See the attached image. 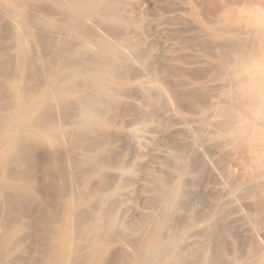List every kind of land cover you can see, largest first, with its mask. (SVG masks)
Returning a JSON list of instances; mask_svg holds the SVG:
<instances>
[{
    "label": "rangeland",
    "instance_id": "374dc122",
    "mask_svg": "<svg viewBox=\"0 0 264 264\" xmlns=\"http://www.w3.org/2000/svg\"><path fill=\"white\" fill-rule=\"evenodd\" d=\"M114 1H116V3ZM114 1L115 11L113 12V14H115L114 17L116 21L111 20L110 13L108 11H102V15L99 21L96 23V25L93 24V27L91 23L89 31L91 30L90 32L95 33L96 36L99 37L101 36L107 39L111 38L112 40L116 38L114 40V43L121 41L124 42L125 47L127 48L128 46L127 49L131 53L128 52L130 53L128 55L129 58L127 57L128 59H126L125 57V61H121L120 59V66L118 68L119 71L117 69V71H114L113 75L102 76V78L104 79V85L108 87V90L109 87H113V84L114 88H111L108 93L103 94L106 103L104 102L100 106L101 109L98 110H103L102 113L104 115H102V113L100 114L99 112L100 118L102 116L101 120H90V128H80L77 124L73 125V123H71L72 120H69L71 118L73 119V117L76 116V113L78 111L77 104H75L77 107H74V102L71 101L69 103L70 106L67 107H61V104L58 105V107L56 108H58L59 110L60 107H64V109H61L62 112L58 109L56 110L55 108L53 109V112L51 111L52 114H50L51 112L48 114L47 111L45 115H53L55 114V112L58 113V111L61 112L58 113V116L57 113L55 114L56 117L53 116L55 120L58 119L57 117H59V119L56 120L57 122L59 120H62L61 118L63 116H68L66 118L67 120H65V117H63L62 122L64 123L65 121H67L73 127L66 123L68 125L67 126L61 121H59L58 123H62V126H66H63L65 128L66 135L64 138H62L61 144L64 147L63 144L66 142L65 145L68 144V146L62 148L71 152L67 151L68 154L64 155V150L62 148H59L61 144H59V146L56 145V149H59V151L63 153L64 157L60 158L61 160L59 159L58 162H56L57 160L53 162L51 158H53L52 153L54 151L52 150H55V147H51V145L42 141V144L40 143V141L38 142L41 145L39 144L38 146H35L38 144L37 142H34L33 140H27L29 144L31 143V145H29V148H31L32 151H36L34 157H32L29 161L25 160L29 163L25 165V161L21 163L12 161V166H10V164L6 170L0 171V179L2 178L3 181L5 180L8 184L4 185L0 183V258L2 259H0V264H88L89 262H91L89 264H93V262H95L94 264H202V260L206 258L207 254L211 255L214 252L223 254L229 262H235L240 258L241 261H239L240 264H242V261L245 262V256L247 257L248 254V256L251 255L250 251H253V257L255 258H251L252 260L250 259L251 261H249L248 258L250 257H247V263L245 262L243 264H253L256 260L260 259L258 257L261 254L264 255V234H262V232L264 233V231H261L258 225L256 226L257 223H254V225L252 222L257 221L259 219L258 216L254 215L255 213H253L252 210L251 213L248 208H245L244 205H241L240 200H237L236 203V198H234L233 196L231 197L230 195L234 189L233 187L236 188L238 185L237 178L235 177V182L234 178L232 179V176L234 177V175L230 176L226 173L225 169L229 168V166L232 164L229 160L230 156L226 155V151L229 148L225 147L222 144V141H220L218 134H216L215 132L217 131L218 133L217 125L224 121V110L220 107H222L221 103L225 98L223 99V92H221L223 91V89L220 88H224V84L229 85L230 83L227 75V70L228 72L229 70H231V72H229V74H231L232 71L236 70L239 64H244V62H246L245 65L248 63L247 65L251 66L252 68L264 64V60L262 59L264 58V51L261 47H259L258 44L256 45L251 38L254 19L253 16H250L251 13L249 11V8L247 10V6L250 7L251 5H253L251 7L255 9L254 12H262V10H264V0ZM24 2L26 3L27 15L30 14L28 16L29 18H40L41 15L44 17V15H47V13H51L47 16L51 17L54 14L53 16L57 20L58 16L59 20H66V18H62L66 17L63 14L64 12L62 11V9L47 0H24ZM242 7H244L246 11L240 14L242 9H239ZM251 7L250 9H252ZM230 10L232 11L230 12ZM223 11L226 13L224 14ZM33 13L35 15H33ZM103 14L105 16V19H103ZM13 15H15L13 6L4 0H0V85L1 79L3 78L2 75H4L5 77L6 72L10 71L12 67L14 68L15 65V63L14 65H12L13 61H15L13 31L17 26L16 24L21 23V17H19L18 15ZM106 17H108V19ZM224 17H229L227 19L228 21H224ZM223 22H225V24L229 22L230 24L228 23L225 25ZM98 23L102 24L99 25ZM247 26H249L251 30L247 28ZM113 27L116 29H114ZM35 28H37L36 30L40 32L42 26L36 25ZM216 31H219L220 33ZM228 32L229 35L231 34V36L226 35V33ZM44 33L46 35L48 32ZM120 35L124 36L120 37ZM244 35L247 37L246 40H251L246 41ZM78 39L80 40L82 39V37L76 39L75 36L74 40L79 41ZM240 39H242V41ZM225 40L226 42H231V44L233 42L234 44L228 45ZM240 41L243 42L244 45L247 44V42H251L250 44L253 43L254 46L256 45L255 47L253 45L251 47L253 48L251 49L252 51L255 49L253 51L255 54H247L248 50L245 51L244 48L246 47L249 49L250 44H247V46L245 45V47H241L243 43H240ZM183 42H185L186 44ZM206 45L208 47H206ZM233 45H235L236 47ZM39 47L36 48L38 52L34 51L36 55L38 54L37 56H39L40 52L41 54H43L41 48ZM224 47L226 49H223ZM96 50L97 49L95 47L90 46V52L88 54H91L93 56L94 51ZM251 50L249 49V51ZM230 51H232V54L230 53ZM241 51L242 53H244H240ZM132 52L136 53L132 54ZM234 52H236L237 56L234 54ZM138 53H140V55L142 54L143 57L141 59V56ZM41 54L40 57L43 58ZM252 55L254 56V58H252ZM256 55L259 56L256 57ZM37 56L35 57L34 55L35 65L40 61H42L41 63L44 64V60H41V58H38ZM132 56L135 58H133ZM223 56L228 57V61H225ZM244 56H249L251 58L248 57L250 59L249 60L247 57L244 58ZM130 57L133 58V60ZM258 57L262 59L263 63H261V59H258ZM92 58L90 56L91 60ZM159 58H162V60ZM123 59L124 58H122V60ZM128 60L131 62V64ZM221 60L222 62H220ZM223 62H229V68L228 66H225L226 64ZM234 63H237L238 65H235ZM232 65L234 66V69H232ZM36 67L39 68V66L37 65ZM7 68L10 69L6 70ZM151 71L153 73H151L152 77L150 74H148ZM125 74L126 77H123L122 75L125 76ZM131 75H134V77H132ZM131 78L133 80L128 81ZM146 79H148L149 81ZM157 79H159L160 83L157 82ZM223 79L225 83H223ZM155 81L157 82L156 87ZM116 82L117 84L115 85ZM82 84L83 82H81L80 85ZM120 86L121 90L119 91L121 93L119 94V96V92L116 93L118 89L116 91L113 90H115L116 88L120 89ZM2 89L3 88L0 89V96H2V98H0L2 99V101H0V105L3 106H0V108L2 107L0 109V115L2 112L5 118V115L7 117L8 113L5 112V110L7 109V103L2 102L9 101L8 104H11V98L9 97L11 92L4 91L5 93L8 92L9 95L6 93V97H4L5 101H3V96L5 93L2 91ZM216 89H219L221 91L218 92ZM84 91L87 92L84 93L85 95H88L89 93L91 94L92 92L91 89H87L85 87ZM111 91L114 92L116 96L113 93H110ZM216 91L218 92V97ZM2 93L4 94L2 95ZM196 93L199 96H204V99L203 97L200 98L199 96H196ZM188 95L190 96L189 98ZM220 96L222 99L220 98ZM197 98H199L201 102H199ZM218 98L222 100L221 103H219V101L217 100ZM106 99L110 100V102H112L114 105L108 102ZM193 99L194 102L198 101L199 104H203L199 105L198 102L193 103ZM216 100L218 101L220 107L218 103L216 107L214 106L217 102ZM212 101L216 102L212 104ZM71 104L73 105V107ZM207 104L209 105L208 107ZM211 105L213 106V108ZM70 107L72 111L70 110ZM217 107H219L218 111H215L217 110ZM73 108L74 110H76L75 112ZM67 110L68 112H66ZM69 112L72 117H70ZM206 114H208V116ZM205 116L209 117L210 121L206 117L207 119L204 120H207V123L205 124H207L208 126L203 127L205 125V121L203 120ZM0 120L4 121L3 117H0ZM106 120L107 123H105ZM211 120L215 121L216 123L218 122V124H216V126L214 127L215 122L211 123ZM0 124H2V122H0ZM4 126L5 124L0 125V144L2 143ZM201 126L202 128H200ZM212 128L214 130L216 128V130L213 131ZM73 129H75V131ZM195 129L199 132V134ZM96 131L97 133H95ZM70 136L72 139H70ZM196 136H198V138L201 137L199 138L201 141ZM79 137L81 138L79 139ZM89 138L91 139V141L87 140ZM191 138L194 141H192ZM81 139H83L84 141H82ZM190 140L191 143H189ZM122 141L124 142V144ZM91 142L95 143H92L91 145ZM97 142L99 143V146L97 145ZM194 142L197 146L196 148L199 151L198 152L195 148L197 153L196 155L199 158H197V163H199V168L201 167L204 169H202L204 172L200 171V173L199 168L196 167L197 169H194L196 173L194 172L195 174L192 173L189 176L191 184L189 183L190 185L188 186L191 187H186V193H188V196L184 193L183 197L180 199L181 201L178 200V204L181 207L179 206L178 209L173 211L175 213L158 209V204L156 205L158 208H156L155 204L156 202L159 203L158 200H160V197L158 195V192H160V189H158V187L160 188V185L158 183L156 184L155 182L158 181L159 178H165V173L166 175L170 173L169 176L174 177V175L171 173V168L172 166H174L175 162L170 150L174 152L173 149L183 147L184 145H193ZM200 142L201 144H199ZM183 143L186 144L183 145ZM213 143H218L217 150L215 149V144L212 145ZM219 143L220 145L222 144L221 147L219 146L220 148H223L221 150L218 147ZM32 144L34 147L32 146ZM43 144L46 146H44ZM76 144H78L77 148L81 147V149H77ZM200 145L203 148H200ZM90 146L93 147L90 148ZM94 146L96 147V149ZM206 146L211 147L207 148ZM211 148H213L214 154L213 151H211ZM49 149H51L52 153ZM204 149H209V152H204ZM222 150L225 151L224 154ZM89 151L90 153L93 151V153H87ZM28 152L29 151H27L26 155L29 154ZM228 152L229 151H227V153ZM221 153L223 155H221ZM88 155L90 160L88 159ZM224 155L225 157H223ZM27 156H25V158H27ZM217 157H221V159L218 158L221 162L216 159ZM214 159H216L219 163ZM226 159L228 160L227 162H225ZM77 160H79V162H77ZM80 160L83 162H81ZM170 160H172L171 163ZM165 161V164L162 163ZM167 161L169 163H167ZM228 162H230L231 164ZM30 163H32L31 166ZM216 163L218 164L216 165ZM227 163L230 165H228ZM169 164L171 165V167ZM28 165L30 168H33L32 172V168L30 170ZM223 165L226 166L224 167L225 169L223 168ZM162 166H164V168ZM221 167L223 170L218 169ZM11 172H13L12 175ZM6 175L8 177H5ZM81 175L82 177L83 175H86V177L84 176L82 178ZM222 175H224L226 178H223ZM154 177L156 179H152ZM168 177L165 179L169 180L173 178ZM230 177L232 180L230 179ZM28 180L35 183H30ZM153 180L156 181L153 182ZM221 181L223 182L221 183ZM224 182L225 184L229 183V186L225 187L227 186V184L225 185ZM174 183L179 187H181L182 185L181 182L178 183L176 179H173V184ZM222 184L225 188H222ZM12 186H15L16 188H12ZM28 186L34 187L35 191H29L27 188ZM166 195L168 196V192ZM225 196H227L228 198ZM66 197L72 198L74 202L73 215H77L78 217L75 216L74 219L73 216L72 224L75 226L73 227V230L78 227V233L75 229L73 233H71L73 235L70 234L67 240H63V236L60 230L63 226V220L65 218L64 215L67 211ZM230 198H232L231 203L229 201ZM233 199L235 200V204L239 205V208L242 206L239 211L238 208L234 209L238 212H235L233 210L234 207L232 206L235 205L232 204V201H234ZM184 200L185 202H183ZM228 201L230 205L232 204L231 206L227 205ZM182 202L185 204L182 205ZM152 203H154L153 208L151 206ZM216 205L217 207H215ZM228 208H231L232 210ZM210 209L213 212L216 210L218 211H216L217 213L215 212V219H213L215 220V223L213 220H208L206 222L204 219V215H206L205 218L207 217V219H209L210 213H212ZM208 210H210L211 212ZM224 210L225 212H227V214L229 211H231L230 214L233 216L230 217V214L229 216L227 214L225 215ZM232 212L235 214H233ZM151 213H155L154 215L158 217H154V215H152ZM150 215L152 217H150ZM224 215L225 217H228L225 218L223 217ZM184 217H186L187 219H183ZM256 217L257 220H254L256 219ZM219 218L221 220H219ZM203 219L205 222L203 221ZM78 220L79 222H76ZM190 221H193L192 223L194 225ZM211 221H213L214 223L213 225H211L213 229L215 228L214 230L212 228H209V224L212 223ZM74 222H76V224ZM186 222H188L189 224ZM182 223H186L187 225L185 226ZM77 224L79 225L77 226ZM179 224L182 226L180 227ZM170 228L172 229V232L175 233H169L171 231ZM167 229L169 230L168 232ZM176 229L179 230L177 231ZM81 230L83 231V233ZM103 230L109 231H107V233ZM158 230L160 233H157ZM221 230H227L226 232L228 233V235L225 234L226 232L224 233L222 231L225 234L223 236ZM256 230H258L260 233ZM186 232L188 235L186 234ZM96 233L100 235L101 238L100 236H97ZM218 233L222 234L221 238H219L220 236H218ZM92 236L93 238H95L93 239ZM164 236L167 237L164 238ZM99 238L102 239V241ZM179 239H182L181 242H178L180 241ZM62 240L65 242H62ZM215 240H217V242ZM62 243H65V245ZM179 243L182 244L179 245ZM209 244L211 246H209ZM204 245H206L208 253H205L206 248ZM160 246L164 247V250L162 248V250L159 251L161 253L157 254L156 259H154L155 261L153 260L151 262L150 259L146 260L148 254L147 252L150 249H159ZM174 247L175 249L179 248L177 249L178 255ZM256 247L258 249L261 248L259 249L260 252L259 250H255L257 249ZM202 248H204V250ZM250 248L254 250H251ZM63 251L68 255L62 256ZM167 252L168 254H166ZM169 252L172 254H170ZM257 253H259L260 255ZM181 255L183 257H181ZM176 257L179 258L177 259ZM239 261L237 262L239 263Z\"/></svg>",
    "mask_w": 264,
    "mask_h": 264
},
{
    "label": "bare ground",
    "instance_id": "6f19581e",
    "mask_svg": "<svg viewBox=\"0 0 264 264\" xmlns=\"http://www.w3.org/2000/svg\"><path fill=\"white\" fill-rule=\"evenodd\" d=\"M6 1L7 3L11 4L13 6V11L15 13V15H18L20 18V24H16L17 26L15 27L13 33H14V47H15V58L13 61V64L15 63L14 65V68L10 69V71H5L6 72V78L4 77V75H2V79H1V88L2 91H9L11 92V94L9 95L8 92H6L9 97L11 98L10 102L11 104H8L9 101L7 102H2V103H7L6 104V109L5 112H8L7 113V117L5 115V118H4V115L2 114L1 112V115L0 117H3L4 121L3 120H0V122H2V124L0 125H4V129H3V135H2V143L0 144V171H4L7 169V167L11 164L12 161H15L16 163H21L25 160L29 161L32 157H34L36 151H32L31 148H29V145H31V143L29 144L27 142V140H33L34 142H39L42 144V142L44 143H47L49 145H51V147H55L54 149L55 150H52L54 151L53 153L51 152V149L50 152L52 153V161H56L58 162L60 158L64 157V155L68 154V152H71V151H68V150H64L63 148L67 145L66 142L63 144L64 147L62 146L61 144V140L62 138L65 137L66 135V131H65V128L66 127L65 125H67L66 123H68L67 121H65V125L62 126V121H63V117H65L64 119L67 120L66 116H63L61 119L62 120H59L61 121L59 124L56 120L59 119V117H57L58 119H54L53 116H55V114L57 112H55V114L53 115H48L51 111L53 112V109H55L56 107H58V105H60L61 107L62 106H70L69 103L71 101L74 102V107L76 106L75 104H77L78 106V111L76 113V116L73 117V119H69V120H72L71 123L74 124H77L78 127L80 128H90L89 127V121L90 120H94V119H99L101 120L100 118V114L102 113L103 110L101 111H98L100 110V106L105 102V98L103 97V94H106L108 93L109 90H111V88L113 89L114 88V84H113V87H109V90H108V87L106 85H104V79L102 78V76H105V75H113L114 71H117V69L119 68L120 64H119V61L121 59V61H125V57L126 59H128V55L131 53L127 48L125 47L124 45V42H122L120 39L121 42H115L114 43V40H112L111 38L110 39H107L105 37H99V36H96L95 33H92L89 31L90 27H91V23H92V27H93V24L96 25V23L99 21L101 15H102V11H105V12H109L110 13V16H111V20L113 21H116L113 12L115 11V3L116 1L112 0H47L49 1L50 3L56 5V6H59L62 11V12L66 17H62V18H66V20H59V16H58V20L52 15L51 17L50 16H47L51 13H47V15H44V17L41 15V17L39 18H33V17H28L29 15H27L26 13V3L24 2V0H4ZM115 3H114V2ZM179 1V0H178ZM199 1V0H197ZM256 1V0H255ZM121 2V0H120ZM171 3V2H170ZM29 4V3H27ZM37 4V3H36ZM35 4V5H36ZM250 4V2H249ZM38 5V4H37ZM243 5V4H242ZM257 5V4H256ZM180 6V5H179ZM218 6V5H217ZM247 6V4H246ZM253 6V5H251ZM250 6V7H251ZM245 7V6H244ZM244 7L240 8L239 10L242 9V11L240 12L243 13L245 12L246 10L244 9ZM249 6H247V10L249 8V11H250V16L252 17L253 16V19H254V25L252 26V39L253 41L255 42V44L259 45V47H261L264 51V10H262V12H259L257 11L254 12L255 9H250ZM261 7V6H260ZM237 8V7H236ZM264 8V7H263ZM40 9V8H39ZM53 9V8H52ZM121 9V8H120ZM140 9V8H139ZM167 9V8H166ZM238 9V8H237ZM118 10H119V7H118ZM173 10V9H172ZM235 10V9H234ZM253 10V11H252ZM28 11V10H27ZM55 11V10H54ZM220 11V10H219ZM232 10H230L231 12ZM237 11V10H236ZM12 12V11H11ZM47 12V11H46ZM224 12V11H223ZM167 13V12H166ZM226 12H224L225 14ZM249 13V12H247ZM46 14V13H45ZM105 14V13H104ZM103 14V16H104ZM223 14V15H224ZM13 15V16H15ZM33 15H35L33 13ZM39 15V14H38ZM151 15V14H150ZM248 15V14H247ZM46 16V17H45ZM61 16V15H60ZM102 16V17H103ZM107 16V15H106ZM227 16V14H226ZM249 16V15H248ZM54 17V18H53ZM117 17V16H116ZM232 17V16H231ZM108 19V17H106ZM229 18V17H228ZM228 18L224 17V21H226ZM17 19V18H16ZM105 19V16L104 18ZM241 19V18H240ZM219 20V19H218ZM221 20V19H220ZM231 20V19H230ZM19 21V20H18ZM106 21H109V20H106ZM228 21V20H227ZM230 22V21H229ZM228 22V23H229ZM240 22V21H238ZM128 23V22H127ZM209 23V22H208ZM216 23V22H215ZM225 24V22H223ZM226 23V24H228ZM99 24V23H98ZM102 24V23H101ZM99 24V25H101ZM225 24V25H226ZM230 24V23H229ZM15 25V24H14ZM36 25H41L42 26V31L40 30L37 31L35 28ZM98 25V26H99ZM163 25V24H162ZM173 26V25H172ZM178 26V25H177ZM223 26V25H222ZM236 26V25H235ZM40 27V26H39ZM8 28V27H7ZM6 28V29H7ZM110 28V27H109ZM112 28V27H111ZM114 28V27H113ZM247 28H249V26H247ZM101 29V28H100ZM116 29V28H114ZM177 29V28H176ZM251 30V28H249ZM93 30V29H92ZM105 30V29H104ZM184 30V29H183ZM217 30V29H216ZM111 31V30H110ZM44 32H48L46 35ZM108 32V31H107ZM182 32V31H181ZM216 32H219V31H216ZM222 32V31H221ZM242 32V31H241ZM177 33V32H176ZM220 33V32H219ZM223 33V32H222ZM237 33V32H236ZM248 33V32H247ZM250 33V32H249ZM233 34V33H232ZM239 34V33H238ZM13 35V34H12ZM59 35V36H58ZM98 35V34H97ZM115 35V34H114ZM179 35V34H178ZM226 35H229V32L226 33ZM236 35V34H234ZM76 36V39L79 38V37H82V39H78L79 41H75L74 38ZM78 36V37H77ZM113 36V35H112ZM121 36H124V35H120ZM231 36V34L229 35ZM245 36V35H244ZM175 37V36H174ZM191 37V36H190ZM196 37V36H195ZM226 37V36H225ZM109 38V37H108ZM197 38V37H196ZM246 36H245V40H246ZM249 38V37H248ZM4 39V38H3ZM118 39V38H117ZM122 39V38H121ZM186 39V38H185ZM198 39V38H197ZM237 39V38H235ZM244 39V38H243ZM10 40V39H9ZM118 40V41H119ZM179 40V39H178ZM242 41V39H240ZM251 40V39H250ZM249 39L246 40V41H250ZM7 41V40H6ZM117 41V40H116ZM224 41V40H223ZM240 43H243L241 42ZM244 41V40H243ZM126 42V41H125ZM202 42V41H201ZM205 42V41H204ZM203 42V44H204ZM226 42V40H225ZM235 42V41H234ZM12 43V44H13ZM185 43V42H183ZM221 43V42H220ZM228 45H232L234 44L232 42L229 43V42H226ZM236 43V42H235ZM239 43V45H240ZM251 42H247V44H250ZM93 44V45H91ZM186 44V43H185ZM192 44V43H191ZM208 44V43H207ZM247 44H245L247 46ZM40 47H39V46ZM95 45V46H94ZM131 45V43H130ZM140 45V44H139ZM243 45V46H242ZM241 45V47H245L244 43ZM253 45L250 44V50L253 49L251 48ZM255 45V46H256ZM41 48L42 50V53L40 52V54L43 56V58L40 57V54L39 56H37L34 51H37V47ZM90 46L92 47H95L97 50L94 51V54L93 56L91 54H88L90 52ZM189 46V44H188ZM220 46V45H219ZM235 46V45H233ZM232 46V47H233ZM249 46V45H248ZM254 46V45H253ZM254 46V47H255ZM206 47H208L206 45ZM236 47V46H235ZM128 50H126V49ZM36 49V50H35ZM94 49V48H93ZM189 49V48H188ZM223 49H226L225 47ZM237 49V48H236ZM245 51L248 50L247 54H255L253 51L255 50H251L249 51L248 48H244ZM95 50V49H94ZM126 50V51H124ZM241 50V48H240ZM214 51V50H213ZM224 51V50H223ZM38 52V51H37ZM36 52V53H37ZM128 53L127 55L125 54ZM137 52V51H136ZM134 52V53H136ZM251 52V53H249ZM132 52V54H134ZM142 53V52H141ZM219 53V52H218ZM226 53V52H225ZM230 53L232 54V51H230ZM229 53V54H230ZM242 53V51L240 52ZM244 53V52H243ZM242 53V54H243ZM246 53V52H245ZM258 53V52H257ZM89 56H88V55ZM131 54V55H132ZM140 55V53H138ZM224 54V53H223ZM221 54V55H223ZM234 54L236 55V52H234ZM240 54V55H242ZM262 54V53H261ZM264 54V53H263ZM34 55L35 57L37 56L38 58H41V60H44V64L41 63L42 61H40L39 63H37L36 65L39 66V68L36 67L35 65V62H34ZM130 55V56H131ZM138 55V56H139ZM220 55V54H219ZM239 55V56H240ZM245 55V54H244ZM249 55V56H250ZM13 56V57H14ZM90 56L92 58V60L90 59ZM134 56V55H133ZM132 56V57H133ZM141 56V57H140ZM140 59L143 57L142 54L140 55ZM237 56V55H236ZM248 56V57H249ZM253 56V55H252ZM259 56V55H256V57ZM89 57V58H88ZM128 57V58H127ZM184 57V56H183ZM215 57V56H214ZM224 57V56H223ZM229 57V55H228ZM228 57H224V60L225 61H228L227 58ZM234 57V56H233ZM247 57V56H244V58ZM247 57V58H248ZM261 57V56H260ZM36 58V59H38ZM122 58H124L122 60ZM131 58V57H130ZM135 58V57H133ZM133 58H131L133 60ZM137 58V57H136ZM226 58V59H225ZM243 58V56H242ZM251 58V57H249ZM248 58V59H249ZM254 58V56L252 57ZM139 59V58H138ZM162 60V58H159ZM223 59V58H221ZM238 59V58H237ZM258 59H261L258 57ZM264 60V58H262ZM262 59H261V63L262 62ZM40 60V59H39ZM223 60V61H224ZM250 60V59H249ZM257 60V59H256ZM37 61V60H36ZM127 61V60H126ZM129 61V60H128ZM245 61V60H244ZM243 61V62H244ZM259 61V60H258ZM5 62V61H4ZM222 62V60L220 61ZM230 62V61H229ZM225 63L224 65L225 66H228V64L230 65V63ZM238 62V61H237ZM124 63V62H123ZM127 63V62H125ZM129 63L131 64V62L129 61ZM133 63V62H132ZM184 63V62H183ZM239 63V62H238ZM246 62H244V64H235V65H238L236 70L232 71L231 74H229V72H231V70H227V75H228V79L230 80V83L229 85H225L224 88H220V89H223V91L221 90H217L218 92L221 91L223 92V99L225 100H220L219 98L217 99L219 101V103H221V106L219 105L218 101H214L216 102L215 103V107L218 103L219 107L222 108L224 111L223 116L224 117V121L220 124H218V122L216 123L215 121L211 120L213 122H215V125L214 127L217 125V130H218V133L217 131L215 132L216 134H218V137L220 138V141H222V144L225 146V147H228L226 149H228L227 151H229L227 153L226 151V155H229V160L230 165L229 168H224L226 167L225 165H223V168L226 170V173L227 175H234V177L232 176V179L234 178V180L237 178V187H233V191L231 192V197L233 196L234 198H236V203H237V200H240V204L241 205H244L245 208H248L249 211L252 213H255L254 215L258 216V220H257V217L256 219L254 220H257V221H252L253 224L257 223L256 226L258 225V227L260 228L261 231H264V64L263 65H258L257 67H251L249 65H245ZM252 63V62H251ZM10 64V63H9ZM43 64V66H42ZM119 64V65H118ZM137 64V63H136ZM11 65V66H12ZM150 65V64H149ZM3 66V65H2ZM127 66V65H126ZM219 66V65H218ZM224 66V67H225ZM233 66V65H232ZM122 67V66H121ZM222 67V66H221ZM150 68V66H149ZM152 68V66H151ZM169 68V67H168ZM172 68V67H171ZM204 68V67H203ZM211 68V67H210ZM229 68V66H228ZM227 68V69H228ZM8 68L6 70H9ZM124 69V68H122ZM183 69V68H182ZM234 69V66L233 68ZM129 70V69H128ZM146 70V69H145ZM152 70V69H151ZM119 71V69H118ZM168 71V70H167ZM170 71V70H169ZM123 72V71H122ZM128 72V71H127ZM148 72V71H147ZM146 72V73H147ZM2 73V71H1ZM152 71L148 74L151 75ZM221 73V72H220ZM219 73V74H220ZM8 74V75H7ZM153 74V73H152ZM218 74V75H219ZM157 75V73H156ZM217 75V76H218ZM225 75V74H224ZM123 77H126V74L125 76L122 75ZM132 76V75H131ZM130 76V77H131ZM1 77V76H0ZM128 77V76H127ZM134 77V75L132 76ZM148 77V76H146ZM152 77V75H151ZM115 78V77H114ZM137 78V77H136ZM135 78V79H136ZM111 79V78H110ZM116 79V78H115ZM160 79V78H159ZM159 79H157L158 83L159 82ZM125 80V79H123ZM130 80H133L132 78L129 79L128 81ZM148 80V79H146ZM164 80V79H163ZM162 80V81H163ZM111 81V80H110ZM109 81V82H110ZM116 81V80H115ZM149 81V80H148ZM81 82H83L82 85ZM107 82V81H106ZM157 82L155 81V87L157 85ZM111 83V82H110ZM121 83V82H119ZM166 83V82H165ZM223 83L224 82V79H223ZM117 84V82L115 83V85ZM222 84V83H221ZM122 85V84H121ZM161 86V85H160ZM165 86V85H163ZM84 87L87 88V89H91L92 92L91 94L89 95H85L84 93L86 91H84ZM116 87V86H115ZM118 87V85H117ZM0 88V89H1ZM7 89V90H5ZM118 89V90H117ZM125 89V88H124ZM158 89V88H157ZM117 90V91H116ZM119 90H121V86H120V89L119 88H116L115 90L113 91H116V93H118V95L121 93ZM137 90V89H136ZM123 91V90H122ZM125 91V90H124ZM162 91V90H161ZM168 91V90H167ZM213 91V90H212ZM216 91V92H217ZM182 92V91H181ZM207 92V90H206ZM215 92V93H216ZM218 92H217V97L219 96L218 95ZM220 92V93H221ZM5 93V92H4ZM2 93V95L4 94ZM6 93L4 94L3 96V101H5L4 97H6ZM87 93V92H86ZM110 93H113L114 92H110ZM134 94V93H133ZM160 94V93H159ZM191 94V93H190ZM1 95V94H0ZM7 95V96H8ZM115 95V94H114ZM127 95V94H125ZM164 95V94H163ZM169 95V94H168ZM116 96V95H115ZM120 96V95H119ZM167 96V95H166ZM195 96V95H194ZM196 96H199L197 95L196 93ZM8 97V98H9ZM122 97V95H121ZM124 97V96H123ZM130 97V96H129ZM137 97V96H136ZM177 97V96H176ZM185 97V96H184ZM183 97V98H184ZM190 96L188 95V98ZM192 97V96H191ZM200 98L203 97L204 99V96H199ZM0 98H2V96H0ZM7 98V99H8ZM28 98V99H27ZM221 98V96H220ZM212 99V98H211ZM210 99V100H211ZM222 99V98H221ZM27 100V101H26ZM108 102H110V100L106 99ZM196 100V98H195ZM197 100L199 102H201L199 100V98H197ZM0 101H2V99H0ZM26 101V102H25ZM112 101V100H111ZM115 101V100H114ZM190 101V100H189ZM198 101H195L194 102V99H193V103H197ZM172 102V101H171ZM184 102V101H182ZM198 102V104H199ZM214 102L212 101V104H214ZM106 103V102H105ZM112 103V102H110ZM109 103V104H110ZM188 103V102H187ZM190 103V102H189ZM23 104V106H22ZM113 104V103H112ZM111 104V105H112ZM181 104V103H180ZM201 105L203 103H200ZM199 104V105H200ZM209 104V103H208ZM207 104V107L211 104L208 105ZM72 105V104H71ZM114 105V104H113ZM183 105V104H182ZM205 105H206V102H205ZM0 106H3V105H0ZM5 106V104H4ZM59 106V107H60ZM76 106V107H77ZM104 106V105H103ZM212 106V105H211ZM60 107V110L58 108H56V110L58 109L59 111H61V109H64ZM73 107V105H72ZM110 107V106H109ZM113 107V106H112ZM111 107V108H112ZM194 107V106H192ZM214 107V108H215ZM217 107V110L215 111H218V108ZM2 108V107H1ZM0 108V109H1ZM99 108V109H98ZM177 108V107H176ZM210 108V107H209ZM213 108V106H212ZM211 109V108H210ZM221 109V110H222ZM3 110V109H2ZM55 110V111H56ZM70 110L72 111L71 107H70ZM74 110V108H73ZM111 110V109H110ZM109 110V111H110ZM1 111V110H0ZM48 111V112H47ZM58 113H61L59 112ZM76 110H74L75 112ZM106 111V110H105ZM46 112L48 113L47 115ZM52 112L50 114H52ZM68 112V110L66 111ZM100 112V114H99ZM199 112V111H198ZM58 113H57V116H58ZM72 113V112H71ZM108 113V112H107ZM222 113V112H221ZM65 114V113H64ZM68 114V113H67ZM66 114V115H67ZM70 114V112H69ZM74 114V113H73ZM3 115V116H2ZM63 115V114H62ZM102 115H104L102 113ZM106 115V114H105ZM208 116V114H206ZM47 116V117H46ZM205 116L204 119H207L209 120V117ZM46 117V118H45ZM56 117V116H55ZM70 117L71 114H70ZM207 117V118H206ZM215 118V117H214ZM2 119V118H1ZM216 119V118H215ZM214 119V120H215ZM219 119V118H218ZM223 120V119H222ZM221 120V121H222ZM111 121V120H110ZM204 124L207 123L206 121L207 120H204ZM210 121V120H209ZM4 122V123H3ZM109 122V121H108ZM203 122V121H202ZM63 123V124H64ZM107 123V120L106 122ZM190 123V122H189ZM194 123V122H193ZM210 123V122H209ZM69 124V123H68ZM70 125V124H69ZM68 126V125H67ZM72 126V125H70ZM76 126V125H75ZM93 126V125H92ZM96 126V125H95ZM205 126H208L207 124H205L203 127ZM73 127V126H72ZM3 128V126H2ZM79 128V129H80ZM202 128V126L200 127ZM208 128V127H207ZM210 128V126H209ZM1 129V128H0ZM70 129V128H69ZM190 129V128H189ZM193 129V128H192ZM72 130V128H71ZM75 131V129H73ZM81 130V129H80ZM95 130H98V129H95ZM100 130V129H99ZM196 130V129H195ZM200 130V129H199ZM204 130V129H203ZM213 131L215 130L212 128ZM84 131V130H83ZM92 131V130H91ZM101 131V130H100ZM188 131V130H187ZM197 131V130H196ZM212 131V132H213ZM1 132V130H0ZM85 132V131H84ZM69 133V132H68ZM73 133H76V132H73ZM79 133V131H78ZM92 133V132H91ZM97 133V131L95 132ZM182 133V132H181ZM196 133V132H195ZM197 133L199 134V132L197 131ZM202 133V132H201ZM214 133V132H213ZM94 134V132H93ZM191 134V133H190ZM197 134V135H198ZM69 135V134H68ZM78 135V134H77ZM187 135V134H186ZM202 135V134H201ZM1 136V135H0ZM72 136V135H71ZM70 136V139H72ZM79 136V135H78ZM83 136V135H81ZM91 136V135H90ZM181 136V135H180ZM188 136V135H187ZM192 136V135H191ZM210 136V135H209ZM216 136V135H215ZM77 137V136H76ZM198 138V136H196ZM214 137V136H213ZM81 137H79L80 139ZM92 138V137H91ZM96 138V137H94ZM201 138V137H199ZM198 138V139H199ZM218 138V139H219ZM67 139V137H66ZM65 139V140H66ZM69 139V138H68ZM214 139V138H213ZM82 141H84L83 139H81ZM86 140V138H85ZM87 140H90L91 139H87ZM99 140V138H98ZM113 140V139H112ZM117 140V139H116ZM192 140V138H191ZM191 140L189 143H191ZM200 140V139H199ZM42 141V142H41ZM89 141V142H90ZM119 141V140H118ZM194 141V140H192ZM197 141V139H196ZM195 141V142H196ZM201 141V140H200ZM218 141V140H217ZM216 141V142H217ZM79 142V141H77ZM76 142V143H77ZM114 142V141H113ZM112 142V143H113ZM116 142V141H115ZM123 142V141H122ZM195 142L194 144L190 145L189 146H185L184 144L186 143H183V147H180V148H175L173 149L174 152L172 150H170L172 152V155L174 157V166H172V171L171 173L174 175L173 176H169V174H167L171 179H165L167 178L168 176L166 175V173L164 174L166 177L164 178H159L158 181L156 180H153L156 181L155 183L159 184L160 185V188L158 187V189H160V192H158V195L160 197V200H158L159 203L156 202L155 204V207L158 208V209H161V210H164V211H168V212H173L175 211L176 209L179 208V201L184 193L187 195L188 193H186V187L188 185H190V180H189V176L195 172V170L197 169L196 167L199 168V163H197V153H196V150L195 148L197 147L195 145ZM204 142V141H203ZM212 142V141H211ZM214 142V141H213ZM33 143V142H32ZM40 143H38L37 145L35 146H38ZM70 143V142H69ZM83 143V142H82ZM88 143V142H87ZM92 143H95V142H91V145ZM176 143V142H175ZM36 144V143H35ZM40 144V145H41ZM59 148H62L64 150V155L62 152L59 151V149H56V145L59 146ZM72 144V143H71ZM99 143L97 142V145ZM124 144V142H123ZM122 144V145H123ZM201 144V142L199 143ZM198 144V145H199ZM215 143H213L212 145H214ZM217 144H215V149L217 150ZM221 144V145H222ZM44 145V144H43ZM77 145L76 144V148H77ZM188 145V144H187ZM202 145H205V144H202ZM220 143L218 145V147L220 146ZM33 146V144H32ZM46 146V145H44ZM80 146V144H79ZM89 146V145H88ZM99 146V145H98ZM125 146V145H124ZM169 146V145H168ZM178 146V145H177ZM192 146V147H190ZM34 147V146H33ZM75 147V145H74ZM83 147H87V146H83ZM93 147V146H90V148ZM95 147V146H94ZM175 147V146H174ZM207 147V146H206ZM209 147V146H208ZM207 147V148H208ZM211 147V146H210ZM209 147V148H210ZM219 147V148H220ZM46 148H49V147H46ZM45 148V149H46ZM71 148V147H70ZM79 149H81V147H78ZM77 148V149H78ZM99 148V147H97ZM101 148V147H100ZM103 148V147H102ZM169 148V147H168ZM200 148H203L201 147L200 145ZM214 148V147H213ZM213 148H211L210 150L213 151ZM218 148V150H219ZM30 149V150H29ZM34 149V148H33ZM41 149V148H40ZM39 149V150H40ZM44 149V148H43ZM87 149V148H86ZM85 149V151H86ZM96 149V147H95ZM197 149V148H196ZM206 149V148H205ZM204 149V150H205ZM223 149V148H220V150ZM225 149V150H226ZM62 150V151H63ZM169 150V149H168ZM209 149L205 150L204 152H209L208 151ZM27 151H29L27 153ZM66 151V152H65ZM68 151V152H67ZM97 151V150H96ZM198 151V149H197ZM223 151V154H224V150ZM199 152V151H198ZM40 153V152H39ZM82 153V151H81ZM80 153V154H81ZM86 153V152H85ZM87 153H90L87 152ZM93 153V151L91 152ZM90 153V154H91ZM174 153V154H173ZM212 153V152H211ZM210 154V153H208ZM213 154H214V151H213ZM221 153V155H223ZM82 155V154H81ZM84 155V153H83ZM199 155V154H198ZM201 155V154H200ZM206 155V154H205ZM25 156H27V158H25ZM203 156V154H202ZM210 156H213V155H210ZM87 157V156H86ZM207 157V156H206ZM209 157V156H208ZM225 157V155L223 156ZM204 158V157H203ZM219 157H217L216 159H218ZM227 158V156H226ZM50 159V160H51ZM88 159L90 160L89 158V155H88ZM171 159V158H170ZM199 159V158H198ZM208 159V158H207ZM210 159V158H209ZM214 159V160H216ZM221 159V157L219 158ZM218 159V160H219ZM61 160V159H60ZM84 160V159H83ZM167 160V159H166ZM81 161V160H80ZM99 161V160H98ZM97 161V162H98ZM169 161V159H168ZM167 161V163H169ZM172 160H170V163H171ZM199 161V160H198ZM217 161V160H216ZM214 161V162H216ZM220 161V160H219ZM228 160L226 159L225 162H227ZM31 162V161H30ZM77 162H79V160H77ZM83 162V161H81ZM209 162V161H208ZM213 162V161H212ZM218 162V161H217ZM221 162V161H220ZM26 163V164H25ZM25 165H27L29 162H26L25 161ZM162 163H166L165 162H162ZM219 163V162H218ZM216 163V165L218 164ZM13 164V163H12ZM12 164L10 166H12ZM32 163H30V166H31ZM76 164V163H75ZM201 164V163H200ZM25 165H24V168H25ZM170 165V164H169ZM198 165V166H197ZM211 165V164H210ZM33 166V165H32ZM79 166V165H78ZM165 166V165H164ZM164 166H162L164 168ZM201 166V165H200ZM27 167V166H26ZM29 167V165H28ZM34 167V166H33ZM169 167V166H168ZM171 167V165H170ZM215 167V166H214ZM30 168V167H29ZM32 168V167H31ZM30 168V170H31ZM35 168V167H34ZM196 168V169H195ZM195 169V170H194ZM203 168H199V172L202 171ZM218 169H222L221 168H218ZM223 170V169H222ZM33 171V168L31 170V172ZM198 171V170H197ZM29 172V171H27ZM150 172V171H149ZM152 172V171H151ZM206 172V171H205ZM3 173V172H1ZM13 172H11V175H12ZM196 173V172H195ZM194 173V174H195ZM201 173V172H200ZM10 174V173H9ZM8 174V175H9ZM5 175V174H4ZM17 175V174H16ZM20 175V174H19ZM18 175V176H19ZM22 175V174H21ZM158 175V174H157ZM86 177V175H83V177ZM151 176V175H150ZM149 176V177H150ZM155 176V175H153ZM160 176V175H159ZM199 176V174H198ZM212 176V175H211ZM223 178L225 177L224 175H222ZM5 177H8L7 175ZM16 177V176H15ZM21 177V176H20ZM82 177V175H81ZM82 177V178H83ZM158 177V176H157ZM168 177V178H169ZM201 177V176H200ZM199 177V178H200ZM203 177V175H202ZM236 177V178H235ZM14 178V177H12ZM32 178V177H31ZM226 178V177H225ZM19 179V177H18ZM26 179V178H25ZM85 179V178H84ZM152 179H156L155 177L152 178ZM173 179H176V181L179 183L181 182V187L177 186L175 183L173 184ZM197 179V178H196ZM195 179V180H196ZM231 179V177H230ZM229 179V180H230ZM231 179V180H232ZM12 180V179H11ZM9 181V180H8ZM29 181V180H28ZM226 181V180H225ZM14 182V181H13ZM30 182V181H29ZM223 181H221L222 183ZM236 182V180H235ZM0 183L6 185L7 182L1 178L0 179ZM30 183H35V182H30ZM154 183V184H155ZM190 183V184H189ZM220 183V182H219ZM153 184V185H154ZM199 184V183H198ZM197 184V186H198ZM201 184V183H200ZM225 184V182H224ZM227 184V183H226ZM225 184V185H226ZM236 184V183H234ZM233 184V185H234ZM8 185V184H7ZM193 185V184H192ZM194 185H195V182H194ZM231 185V183H230ZM157 186V185H155ZM223 186V184L221 185ZM229 186V183L227 184V186L225 187H228ZM188 187H191V186H188ZM201 187V186H200ZM203 187V186H202ZM224 186L222 188H225ZM12 188H16L15 186H12ZM29 191H35L34 187L32 186H28L27 187ZM191 189V188H190ZM237 189V190H235ZM154 190V189H153ZM168 192V196L166 195ZM169 192H170V195H169ZM12 193V192H11ZM32 193V192H31ZM81 193V192H80ZM154 193V192H153ZM191 193V192H190ZM83 194V193H82ZM228 194V192H227ZM226 194V195H227ZM12 195V194H11ZM157 195V194H156ZM190 195V194H189ZM188 196V195H187ZM194 196V195H193ZM192 197V196H191ZM227 197V196H225ZM67 198V207H66V204H65V207L67 208V211H66V214L64 215L65 218L63 220V226L61 228V233H62V236H63V240H67L69 235L71 233H73V231L77 228H75L73 230V227H75L73 224H72V218H73V211H74V207H73V200L72 198L70 197H66ZM228 198V197H227ZM223 199V198H222ZM231 199H229L230 203H231ZM228 200V199H227ZM234 200V199H233ZM235 200L232 201V204H235ZM178 201V202H177ZM181 201V200H180ZM229 201H228V204L227 205H230L229 204ZM66 202V201H65ZM185 202V200L183 201ZM182 202V205L185 204ZM234 202V203H233ZM76 203V202H75ZM225 203V202H224ZM151 204V203H150ZM158 204V205H157ZM222 204V203H221ZM231 204V205H232ZM158 207H157V206ZM219 205V204H218ZM223 205V204H222ZM230 205V206H231ZM236 206L238 204H235ZM232 206L234 207V209H237L238 208V211L239 209L242 207L239 208V205L236 207V206ZM150 206V205H149ZM152 208L154 207V203H152ZM185 206V205H184ZM211 206V205H210ZM226 206V205H224ZM181 207V206H180ZM183 207V206H182ZM217 207V205L215 206ZM231 207V208H232ZM155 208V209H156ZM227 208V207H226ZM231 208H228L230 210H232ZM220 209V208H219ZM211 210V209H210ZM208 210V211H210ZM218 210V208H217ZM216 210V211H217ZM252 210V211H251ZM151 211V210H150ZM153 211V209H152ZM160 211V210H159ZM207 211V212H208ZM212 211V210H211ZM210 211V212H211ZM216 211H212V213H210V216H209V219H207V217L205 218L206 215H204V219L205 221L207 222L208 220H213L215 219V212ZM235 212H238L237 210H234ZM205 212V211H204ZM218 212V211H217ZM216 212V213H217ZM225 212V210H224ZM65 213V212H64ZM175 213V212H173ZM184 213V212H183ZM200 213V212H199ZM208 213V214H209ZM231 213V211L228 212H225V215L227 214L229 216V214ZM233 213V212H232ZM78 214V213H76ZM152 215H154L153 213H151ZM205 214V213H204ZM235 214V213H233ZM175 215V214H174ZM225 215L223 217H225ZM77 216V215H75ZM75 216H74V219H75ZM81 216V215H79ZM227 216V217H228ZM233 216L230 214V217ZM78 217V216H77ZM150 217H152L150 215ZM154 217H156V215H154ZM158 217V216H157ZM156 217V218H157ZM162 217V215H161ZM225 217V218H227ZM240 217V216H239ZM105 218V217H104ZM186 217H184L183 219H185ZM78 219V218H77ZM83 219V218H82ZM161 219V218H160ZM175 219V218H174ZM187 219V218H186ZM203 219V221H204ZM230 219V218H229ZM104 220V219H103ZM108 220V219H107ZM156 220V219H155ZM166 220V219H165ZM164 220V221H165ZM197 220V219H196ZM219 220H221L219 218ZM61 221V220H60ZM74 221V220H73ZM81 221V220H80ZM83 221V220H82ZM110 221V219H109ZM150 221H153V220H150ZM182 221V220H181ZM204 221V222H205ZM214 223H215V220H213ZM213 221H211L212 223L209 224V228H212L211 225H213ZM227 221V220H226ZM225 221V222H226ZM76 222H79L76 221ZM76 222H74L76 224ZM85 222V221H84ZM185 222V221H184ZM191 222V221H190ZM193 222V221H192ZM191 222V223H192ZM195 222V221H194ZM155 223V221H154ZM188 223V222H186ZM186 223H182L183 225H187ZM210 223V222H208ZM106 224V223H105ZM104 224V225H105ZM110 224V223H108ZM107 224V225H108ZM189 224V223H188ZM193 224V223H192ZM191 224V226H192ZM227 224V223H226ZM245 224V223H244ZM254 224V225H255ZM73 225V226H72ZM79 224H77L78 226ZM102 225V224H101ZM180 225V224H179ZM194 225V224H193ZM219 225V224H218ZM251 225V224H250ZM109 226V225H108ZM182 225H180L181 227ZM204 226V225H203ZM208 226V224H207ZM215 226V225H214ZM61 227V226H60ZM84 227V226H83ZM107 227V226H106ZM105 227V228H106ZM166 227V226H165ZM205 227V226H204ZM248 227V226H247ZM250 227V226H249ZM151 228V227H150ZM168 228V227H167ZM184 228V227H183ZM221 228V227H220ZM254 228V226H253ZM258 228V229H259ZM82 229V228H81ZM103 229V228H102ZM169 229V228H168ZM167 229V232L169 231ZM171 229V228H170ZM189 229V228H188ZM192 229V228H191ZM213 229V228H212ZM215 229V228H214ZM213 229V230H214ZM217 229V228H216ZM85 230V229H84ZM89 230V229H88ZM175 230V228H174ZM173 230V231H174ZM177 230V229H176ZM179 230V229H178ZM177 230V231H178ZM199 230V229H198ZM203 230V229H202ZM211 230V229H210ZM218 230V229H217ZM251 230V229H250ZM82 231V230H81ZM104 231V230H103ZM106 231V230H105ZM104 231V232H105ZM109 231V230H107ZM106 231V232H107ZM223 230H221L222 232ZM227 231V230H226ZM226 231H223L224 233ZM257 232H259L258 230H256ZM88 232V231H87ZM101 232V231H99ZM152 232V231H150ZM189 232V230H188ZM220 232V230H219ZM222 232L223 236L226 234L228 235V233L226 232L225 234ZM253 232V231H252ZM251 232V233H252ZM255 232V231H254ZM256 232V233H257ZM77 233H78V230H77ZM80 233V232H79ZM83 233V231H82ZM108 233V232H107ZM149 233V232H148ZM157 233H160L159 230ZM169 233H175V232H172V229ZM177 233V232H176ZM214 233V232H213ZM260 233V232H259ZM97 234V233H96ZM100 234V233H99ZM178 234V233H177ZM187 234V232H186ZM217 234V233H216ZM222 234H219L218 233V236H220L219 238H221ZM231 234V233H230ZM254 234V233H253ZM262 234H264L262 232ZM73 235V234H71ZM170 235V234H168ZM174 235V234H173ZM188 235V234H187ZM190 235V234H189ZM206 235V234H205ZM215 235V234H214ZM240 235V234H239ZM95 236V234H94ZM97 236H100L97 234ZM186 236V235H185ZM184 236V237H185ZM217 236V235H216ZM167 237V236H164V238ZM252 237V236H251ZM10 238V237H9ZM93 238V236H92ZM95 238V237H94ZM93 238V239H94ZM101 238V236H100ZM99 238V239H100ZM103 238V237H102ZM159 238V237H158ZM189 238V237H188ZM8 239V238H7ZM212 239V238H211ZM225 239V238H223ZM62 242H65L63 241ZM96 240V239H95ZM102 241V239H100ZM105 240V239H103ZM180 241L178 242H181L182 239H179ZM94 241V240H93ZM100 241V242H101ZM169 241V240H168ZM213 241V240H212ZM217 242V240H215ZM225 241V240H224ZM259 241V240H258ZM99 242V240H98ZM97 242V243H98ZM108 243V242H106ZM208 243V242H207ZM260 243V242H259ZM65 245V243H62ZM73 244V243H72ZM104 244V243H103ZM170 244V243H169ZM178 244V243H177ZM176 244V245H177ZM182 244V243H181ZM179 243V245H181ZM226 244V243H224ZM100 245V244H99ZM102 245V244H101ZM164 245V244H163ZM260 245V244H258ZM57 246V245H56ZM153 246V245H152ZM175 246V245H173ZM172 246V247H173ZM178 246V245H177ZM175 246V247H177ZM205 246V253H208L207 252V247L206 245ZM209 246H211L209 244ZM215 246V245H214ZM257 246V245H255ZM264 246V245H263ZM53 247V246H52ZM55 247V246H54ZM70 247V246H69ZM98 247V246H97ZM106 247V246H105ZM157 247V246H155ZM169 247V246H168ZM174 247V249H175ZM182 247V246H180ZM184 247V246H183ZM186 247V246H185ZM151 248V247H150ZM161 248V249H160ZM159 249H150L147 253V257H146V260L150 259L151 262L156 259V256L158 253H161L159 252L160 250H164V247H161L160 246ZM257 248V247H256ZM67 249H68V246H67ZM71 249V248H70ZM97 249V248H96ZM173 249V248H172ZM179 248H176L175 250L177 251V255H178V250ZM204 250V248H202ZM220 249V248H219ZM222 249V248H221ZM232 249V248H231ZM251 249V248H250ZM261 249V248H259ZM258 248L255 249V250H259ZM59 250V249H58ZM99 250V249H98ZM166 250V249H165ZM183 250V249H182ZM216 250V249H215ZM251 250H254V249H251ZM180 251V250H179ZM184 251V250H183ZM222 251V250H220ZM71 252V251H70ZM165 252V251H163ZM162 252V253H163ZM253 251H250L251 255L248 256L249 254L247 255V257H250L248 258L249 261H251L253 258ZM260 252V250H259ZM76 253V252H75ZM97 253V252H95ZM94 253V254H95ZM143 253V252H142ZM170 253V252H169ZM210 253V252H209ZM223 253V252H221ZM228 253V252H227ZM91 254V253H90ZM168 254V252L166 253ZM165 254V255H166ZM172 254V253H170ZM259 254V253H257ZM264 254V253H263ZM64 255H68L66 254L64 251L62 253V256ZM74 255V254H73ZM137 255V254H136ZM183 255V254H182ZM181 255V257H183ZM185 255V254H184ZM238 255V254H237ZM240 255V254H239ZM260 255V254H259ZM174 256V255H173ZM236 256V255H235ZM263 256V257H262ZM1 257V256H0ZM72 257V256H71ZM100 257V255H99ZM230 257V256H229ZM232 257V256H231ZM238 257V256H237ZM247 257L245 256V258L247 259ZM169 258V257H167ZM174 258V257H173ZM177 259L179 257H176ZM252 258V259H251ZM258 258V260H256L253 264H264V255H260ZM1 259V258H0ZM4 259V258H3ZM66 259V258H65ZM94 259V258H93ZM97 259V258H96ZM138 259V257H137ZM176 259V260H177ZM182 259V258H181ZM230 259V258H228ZM245 259V262L247 263ZM251 259V260H250ZM2 260V259H1ZM72 260V258H71ZM102 260V259H101ZM142 260V259H140ZM175 260V259H174ZM240 258L237 260L239 261ZM51 261V260H50ZM90 261V260H88ZM93 261V260H91ZM155 261V260H154ZM168 261V260H167ZM166 261V262H167ZM235 261V262H237ZM241 261V260H240ZM240 261L239 263H235V262H229L226 257L223 255V254H220L219 252L217 253H213L211 255H208L206 256V258L204 260H202V264H240ZM2 262V261H1ZM72 262V261H71ZM85 262V261H84ZM147 262V261H146ZM161 262V261H160ZM245 262H241L242 264L245 263ZM49 263V262H48ZM91 263V262H89ZM88 263V264H89ZM95 262H93L94 264ZM156 263V262H155ZM159 263V262H158ZM6 264V263H5ZM66 264V263H65ZM87 264V263H86ZM163 264V263H162ZM252 264V263H250Z\"/></svg>",
    "mask_w": 264,
    "mask_h": 264
}]
</instances>
